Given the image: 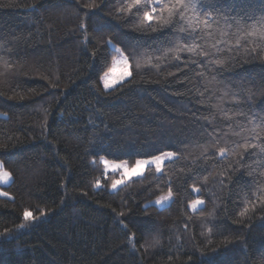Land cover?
<instances>
[{"label": "trees", "instance_id": "16d2710c", "mask_svg": "<svg viewBox=\"0 0 264 264\" xmlns=\"http://www.w3.org/2000/svg\"><path fill=\"white\" fill-rule=\"evenodd\" d=\"M0 116V264H264V0H0Z\"/></svg>", "mask_w": 264, "mask_h": 264}, {"label": "rangeland", "instance_id": "374dc122", "mask_svg": "<svg viewBox=\"0 0 264 264\" xmlns=\"http://www.w3.org/2000/svg\"><path fill=\"white\" fill-rule=\"evenodd\" d=\"M128 77H129L128 64L125 58L123 57V55L120 52H117V54L111 60V64L108 71L100 79L101 87L104 91H109L118 84L128 79ZM106 82L109 84L107 88L105 87ZM171 158H172L171 156L166 155L156 159L155 162L151 161L149 163H140L139 167H137V165L134 167L137 169L135 173L132 172L134 168L127 169L123 164H106V165H108L107 168L110 172L116 173L119 171L123 175L124 181H128L132 178H137L141 176L145 172V168L147 166L153 167L155 171H157V167H159V169L161 170V167L164 164V162L170 160ZM0 169H1V165H0ZM4 173L5 171L0 170V197L6 196L1 190V187L8 186L12 181L10 174H8L7 178H5L3 175ZM158 200L160 201L159 204L156 203V201ZM169 201H170L169 196H163L155 200L154 203L158 208H162L166 206L169 203Z\"/></svg>", "mask_w": 264, "mask_h": 264}, {"label": "snow or ice", "instance_id": "6c2138e0", "mask_svg": "<svg viewBox=\"0 0 264 264\" xmlns=\"http://www.w3.org/2000/svg\"><path fill=\"white\" fill-rule=\"evenodd\" d=\"M145 19H146V20H151V16H150V14L147 13V12L145 13ZM186 50L189 51V52L193 51L192 48H188V49H186ZM201 55H203V53H201ZM216 63H217V64H221L222 61L217 60ZM108 86H109V84L106 82V83H105V87L107 88ZM167 155H171V154H170V153H167ZM140 163H141L140 161L137 162V167H139ZM159 170H160L159 167H157V171H159ZM136 171H137L136 168H134V169L132 170L133 173H135ZM3 175H4L5 178H7L8 173L5 172ZM113 187L115 188L116 185L114 184ZM156 203L159 204L160 201L158 200V201H156ZM24 217H25L26 220L29 219V218L31 217V213H30V212H25V213H24Z\"/></svg>", "mask_w": 264, "mask_h": 264}]
</instances>
